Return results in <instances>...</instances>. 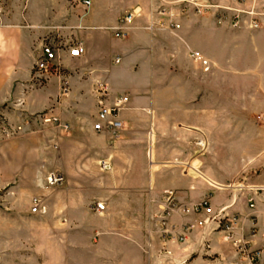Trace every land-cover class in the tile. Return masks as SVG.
<instances>
[{
	"label": "crops",
	"instance_id": "0c3cea01",
	"mask_svg": "<svg viewBox=\"0 0 264 264\" xmlns=\"http://www.w3.org/2000/svg\"><path fill=\"white\" fill-rule=\"evenodd\" d=\"M151 2L157 1L91 0L85 9L77 0H6L0 16V104L9 102L25 114L51 109L72 134L58 135L51 145L79 148L74 159L80 174L60 166L66 173L58 190L64 201L42 209L43 220L59 230L58 261L65 264L68 249L72 264H240L218 220L235 214L241 229L234 237L253 227L249 239L262 249L264 264V171L225 170L218 177L199 170L194 145L195 139L209 143L211 136L221 142L216 131L225 128L228 115L240 121L264 116V18L259 28L234 27L228 20L218 23L213 13L189 12L176 20L178 29H169L149 26ZM134 7L141 15L116 37L112 28ZM46 35L81 41L84 52L64 55L61 74L33 87L32 65ZM63 77L69 82L65 96ZM99 81L107 85L103 96L96 92ZM100 100L118 108L122 128L116 138L92 128ZM102 160L110 165L105 174L98 172ZM4 164L0 153V186L11 180L2 176ZM237 175L235 188L227 186L225 180ZM166 189L181 203L170 222L195 225L182 241L158 230ZM135 195L146 198L137 203ZM207 195L208 207L193 212L192 205ZM95 200L105 202L104 212L92 208ZM21 211L29 218L41 213ZM199 220L205 223L199 226Z\"/></svg>",
	"mask_w": 264,
	"mask_h": 264
},
{
	"label": "rangeland",
	"instance_id": "374dc122",
	"mask_svg": "<svg viewBox=\"0 0 264 264\" xmlns=\"http://www.w3.org/2000/svg\"><path fill=\"white\" fill-rule=\"evenodd\" d=\"M74 42L73 40H65L61 36L46 35L40 41V47L46 43L56 44L63 48L62 53L64 56L67 55L65 49ZM39 53L40 48H38L35 58L38 57ZM52 76L55 75L50 77ZM49 78L41 84L30 82L33 87H41ZM28 115L30 114L23 113L9 102L0 104V153L5 163L2 176L6 179L11 178L6 185L0 186V264H60L58 261L60 252L58 227L47 224L43 220L42 215L44 212L42 211L40 214H36L34 218H29V216L22 215L21 209H27V214L34 197L41 200L42 209L48 203L64 201V199L60 200L58 194L59 184L64 180L66 174L62 168L64 167L69 174H80L81 170L75 164L74 159L79 148L77 147V150L74 145H71L60 149L57 143L53 147L51 144L54 141L51 139L57 141V136L60 134L65 138H71L72 134H69V129L64 133H60L57 129L45 126V124L38 121L25 126L21 132L13 133L10 136L2 132V125H14L19 121L22 122L23 118ZM239 118V116H237V119L236 116H227L225 128L216 131V135L221 139V142L215 140L212 136L211 139L209 138V143H203L195 139L196 153H200L202 160L201 163L197 164L199 170L209 169L218 177L220 174H224L225 170L228 172L227 174L243 175L264 171V116H242L241 121ZM257 149L258 153H255L254 151ZM61 152H63L62 156ZM255 157H258V163L252 165L250 162ZM102 162L107 161L102 160L97 163L98 172L105 174L104 171L110 169V165L107 162L109 168L103 169ZM86 170V174H92L90 170ZM50 172L63 174V180L59 184L49 185L46 177ZM199 175L205 176V174ZM235 179H241V176L237 175L236 178L226 179L227 186L231 185V188H235L233 184ZM166 192L167 189L162 192V200ZM72 197L70 194L67 195V200L72 199ZM209 197L208 195L204 196L193 204L192 211L198 213L194 210V206L200 203L202 204L200 211L208 207ZM131 198L138 203L141 202V199L144 201L146 196L135 195ZM95 202L102 201L95 200ZM233 202L232 205H236L237 201L234 200ZM103 203L105 204V202ZM248 203H250L249 207L253 206H251L252 201ZM179 207H181V203L178 202L175 210ZM163 211L158 217V230L161 236L184 240L189 232L187 233L182 229L184 224L176 226L171 223L169 220L171 215L167 220V222L169 221L167 226L170 227L171 232L163 235L165 232H163V227L160 224ZM233 216L237 217L235 214ZM226 217L219 215L218 220L222 227H224ZM212 219L211 216L209 220ZM253 234V227H251L242 235L249 238ZM66 251L67 260L65 264H72V260L69 258V250ZM62 264H64V261Z\"/></svg>",
	"mask_w": 264,
	"mask_h": 264
},
{
	"label": "built area",
	"instance_id": "2783aa9c",
	"mask_svg": "<svg viewBox=\"0 0 264 264\" xmlns=\"http://www.w3.org/2000/svg\"><path fill=\"white\" fill-rule=\"evenodd\" d=\"M85 9H87L91 0H77ZM156 5L150 3L149 10V26L158 25L169 29H178L179 22L176 20L181 16L187 15L189 12L196 14H215L216 21L222 23L229 21L231 26H247L249 28H259L263 24L264 18V0H156ZM6 0H0V16L4 11V4ZM141 15V8L134 7L130 11L122 14L116 25L112 28L116 37L124 36L128 24L136 17ZM62 47L53 43H46L41 46L40 53L32 65L31 81L33 84H41L51 75L59 76L62 67ZM66 53L70 57H79L84 52V47L81 41L74 42L68 46ZM194 56L202 58L199 52H194ZM203 63H206L202 59ZM61 95L65 96L69 91V82L64 77L61 79ZM96 92L98 96H103L107 92V85L99 81L96 83ZM126 97H121L118 101H125ZM100 100V106L97 112L92 128L98 132L109 133L112 137H117L122 128V123L118 120V108L108 107ZM38 121L42 124H50L54 128L69 129V124L61 122L59 117L52 113L51 109H45L37 113L30 114L23 118L21 123L4 124L1 126L2 132L10 136L13 133L21 132L25 126L31 125ZM103 169H108L107 162H102ZM63 180L62 174L59 172H50L46 181L49 185L59 184ZM163 202L165 205L160 224L163 227V235L169 234L171 230L168 225V218L171 213L177 208L178 202L173 190H167L163 195ZM92 207L98 212L105 210L103 202H95ZM202 204L194 206V210L199 212ZM252 206V204H251ZM42 211L41 200L37 197L32 199L30 212L38 213ZM205 220H199L197 224L202 226ZM194 224H184L182 229L185 232H190L194 228ZM224 230L226 231L225 240H231L237 255L240 257V264H260L262 258V249L252 247L251 240L243 236L234 237V230L241 229L235 216L228 218L224 223ZM251 236V235H250Z\"/></svg>",
	"mask_w": 264,
	"mask_h": 264
}]
</instances>
